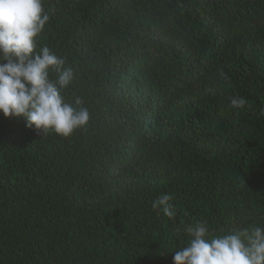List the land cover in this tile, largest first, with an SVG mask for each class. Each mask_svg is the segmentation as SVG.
Masks as SVG:
<instances>
[{"label": "trees", "instance_id": "obj_1", "mask_svg": "<svg viewBox=\"0 0 264 264\" xmlns=\"http://www.w3.org/2000/svg\"><path fill=\"white\" fill-rule=\"evenodd\" d=\"M43 3L38 47L90 120L62 138L0 115V264H173L188 225L264 228V0Z\"/></svg>", "mask_w": 264, "mask_h": 264}, {"label": "clouds", "instance_id": "obj_2", "mask_svg": "<svg viewBox=\"0 0 264 264\" xmlns=\"http://www.w3.org/2000/svg\"><path fill=\"white\" fill-rule=\"evenodd\" d=\"M49 20L43 0H0V115L23 120L28 129L67 138L88 126L90 113L80 98L74 103L64 98L74 80L72 68L49 47H38L37 38ZM220 76L227 80L226 73ZM229 101L237 110L247 104L238 95ZM172 200L171 194L160 195L152 208L174 219ZM183 231L186 243L173 251V264H264V228L214 234L205 223L196 222Z\"/></svg>", "mask_w": 264, "mask_h": 264}]
</instances>
